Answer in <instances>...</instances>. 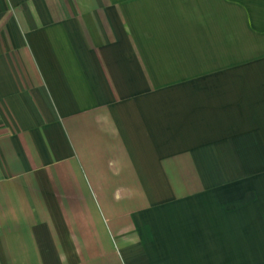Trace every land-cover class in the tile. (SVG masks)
I'll return each instance as SVG.
<instances>
[{
    "label": "crops",
    "instance_id": "obj_1",
    "mask_svg": "<svg viewBox=\"0 0 264 264\" xmlns=\"http://www.w3.org/2000/svg\"><path fill=\"white\" fill-rule=\"evenodd\" d=\"M0 264H264V0H0Z\"/></svg>",
    "mask_w": 264,
    "mask_h": 264
}]
</instances>
